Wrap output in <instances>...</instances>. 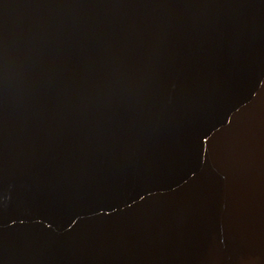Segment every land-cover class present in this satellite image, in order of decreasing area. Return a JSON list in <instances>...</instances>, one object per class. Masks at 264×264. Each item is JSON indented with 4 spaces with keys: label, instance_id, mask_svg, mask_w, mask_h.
<instances>
[{
    "label": "water",
    "instance_id": "1",
    "mask_svg": "<svg viewBox=\"0 0 264 264\" xmlns=\"http://www.w3.org/2000/svg\"><path fill=\"white\" fill-rule=\"evenodd\" d=\"M0 264H264V0H0Z\"/></svg>",
    "mask_w": 264,
    "mask_h": 264
}]
</instances>
